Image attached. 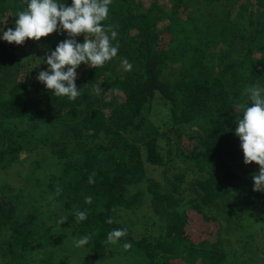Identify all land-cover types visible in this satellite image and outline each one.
<instances>
[{
    "label": "trees",
    "instance_id": "obj_1",
    "mask_svg": "<svg viewBox=\"0 0 264 264\" xmlns=\"http://www.w3.org/2000/svg\"><path fill=\"white\" fill-rule=\"evenodd\" d=\"M25 6L0 0L5 28ZM102 23L117 31V55L77 67L74 100L36 80L47 67L36 58L63 32L0 41V264H28L29 248L38 264H58L65 239L82 234L91 253L142 264H226L242 232H264V193L251 181L258 166L243 164L233 134L243 89L264 86V0H112ZM193 121L196 144L185 150L181 125ZM146 165L161 169V181L146 177ZM143 182L153 222L140 232L123 215L136 206L129 187ZM78 210L86 220L75 221ZM194 217L203 231L191 230ZM115 228L126 236L106 244Z\"/></svg>",
    "mask_w": 264,
    "mask_h": 264
},
{
    "label": "clouds",
    "instance_id": "obj_2",
    "mask_svg": "<svg viewBox=\"0 0 264 264\" xmlns=\"http://www.w3.org/2000/svg\"><path fill=\"white\" fill-rule=\"evenodd\" d=\"M111 3L112 0H70L66 5L65 0H26L24 9L15 14L12 27L5 28V19L0 20V41L22 45L25 40L37 42L54 32L57 35L63 32L66 39L46 52L43 60L36 58L37 65L44 63L47 66L37 73L36 80L44 89L51 90L52 96L74 100L81 95V88L75 85L77 67L84 64L95 69L117 55V31L111 25L102 23L108 18ZM80 34H83V41L77 42L75 37ZM121 64L125 71L131 69L126 59H122ZM118 91L112 89L113 94ZM242 96L244 99L233 105L236 113L233 134L239 140L243 164L258 166V172L251 175L252 191L264 193V86L248 85L243 89ZM94 175L89 174L88 184L94 182ZM56 191L59 193V188ZM84 202L91 203L92 197L85 196ZM86 218V211L74 212L76 222ZM66 219L59 216L55 222L60 226ZM112 222L111 218L106 220V223ZM126 234V229H112L106 234L105 243L116 245ZM89 240L90 234L78 235L71 241V246L84 249ZM129 247L130 244H123L124 249Z\"/></svg>",
    "mask_w": 264,
    "mask_h": 264
},
{
    "label": "rangeland",
    "instance_id": "obj_3",
    "mask_svg": "<svg viewBox=\"0 0 264 264\" xmlns=\"http://www.w3.org/2000/svg\"><path fill=\"white\" fill-rule=\"evenodd\" d=\"M196 126L197 123L195 121L187 125H181L184 135L180 138V142L185 150H191L193 145L196 144V140L193 137ZM238 150L241 153L239 143ZM146 177L161 181L162 171L159 168L146 165ZM144 187V182L129 187L130 197L136 200V206L123 215L125 221H128L129 224L134 223V228L140 232L151 230L152 225L150 222H153V219L149 221V216H144V214H147V204L141 193ZM206 225L207 223L198 217H194L191 220V230L194 233L203 231V227ZM71 241L68 238L65 239L67 247L65 252L68 253L62 254L63 258L60 257L58 264H142L139 259L132 257L130 254L109 255L106 252H101L100 254L91 253L89 246H85L86 248L84 249H76L71 246ZM236 241L235 252L233 251L227 257L229 262L226 261V264H264V232H260L257 227H251L242 232ZM23 256L24 261L28 264H38L39 262V253L33 251L31 248Z\"/></svg>",
    "mask_w": 264,
    "mask_h": 264
}]
</instances>
